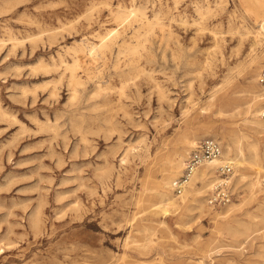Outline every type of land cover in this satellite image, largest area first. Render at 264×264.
<instances>
[{
  "label": "rangeland",
  "instance_id": "rangeland-1",
  "mask_svg": "<svg viewBox=\"0 0 264 264\" xmlns=\"http://www.w3.org/2000/svg\"><path fill=\"white\" fill-rule=\"evenodd\" d=\"M133 4L152 20L158 14L164 26L154 24L145 35L143 20L128 24L119 44L92 66L93 78L79 70L84 85L75 101L64 69L34 70L41 60L51 64L59 52L71 62L65 48L83 39L98 42L97 32L116 27L113 13ZM208 5L212 12L199 15L197 7ZM0 14V106L7 113L0 115V264H190L202 255L198 243L230 244L229 235L217 236L210 217L175 216L159 225L163 218L151 212L146 189L156 154L195 132L198 142L217 134L218 139L209 137L225 151L236 141L248 157L249 144L257 142L264 158V133L246 121L239 93L258 66L247 67L254 45L249 30L257 25L242 1L0 0ZM143 40L146 48L136 54L123 46ZM102 80L107 89L94 95ZM55 82L59 95L53 98ZM159 84L170 100L159 99ZM257 85L263 93L259 80ZM143 140L148 152L122 165L129 144L140 150ZM109 165L114 173L102 180ZM263 201L264 191L245 211L263 216ZM37 211L40 227L32 224ZM144 226L157 227V234ZM262 250L263 234L243 251L213 254L212 264H262Z\"/></svg>",
  "mask_w": 264,
  "mask_h": 264
},
{
  "label": "bare ground",
  "instance_id": "bare-ground-1",
  "mask_svg": "<svg viewBox=\"0 0 264 264\" xmlns=\"http://www.w3.org/2000/svg\"><path fill=\"white\" fill-rule=\"evenodd\" d=\"M241 1L245 10L252 16L255 24L257 25V28L255 30H249V32L254 36V45L249 55L250 58L248 60L247 67H254L255 65H258L255 70L251 71V77H250L251 84L247 86L245 90L239 92L243 95V97H245L243 99L244 103L241 106L244 105L246 106V114H247L246 121L250 124L251 128L256 133H264V104H263L264 92L261 93L257 85V82L259 80L258 75H260V72L258 74V69L260 68V66H264V51L261 53V55L260 53H257L258 47L260 48L264 47V0H241ZM94 7L95 6H93V8ZM196 10L199 13V15L200 14L204 15L205 13L212 12V8L210 5L206 7L198 6ZM113 16L115 22L117 23L116 27L108 30L105 34H101L97 32L95 34V37L98 38V42H93L90 41L89 39H83L78 44H75L74 46H72L71 44L70 47L65 48V52L69 53L72 56L73 60L71 62L66 60L63 53L59 52L58 58H56L55 56L52 57L51 64L45 62L44 60H41L38 63V65L34 67V70L41 69L46 72H52V71H58L60 70V68L64 69L62 76L68 73V86L70 87L71 90L70 99L72 101H75L78 97L79 87L84 85L82 81V77L79 75L80 73L79 70L82 68L83 73L87 78H93L92 66L98 60L106 59L107 54L112 49V46L118 43V39H120V36L122 35V31H124L125 27L128 24H131L132 22L138 20H143L144 21L143 29H146L145 35L151 31L154 24L155 25L159 24L162 27L164 26V24L160 22L158 14L155 15L156 21L152 20L147 16L146 12L143 10L142 7H138L137 5L134 4L127 9L119 8L115 13H113ZM142 32H138L137 34H135L138 40L142 36ZM83 36L85 37V34ZM10 40L16 41L18 39L12 37ZM2 41L3 40L1 39L0 36V43ZM123 46L125 47L127 53L129 52L132 54H136L140 52L141 48L143 49L146 48V41L143 40L137 44H132L128 41H125L123 43ZM119 56L121 55L119 54ZM95 67L97 66L95 65ZM102 83L103 80L98 82L97 92L94 95L107 89L104 87ZM48 84L51 83L48 82ZM53 84H54V88L50 92V96L56 98L59 95L58 87H57L58 83L55 82ZM124 89L125 86H122L120 90L122 95L124 94ZM158 89H159V99L170 100L168 91L165 90L160 84L158 85ZM214 95L211 97L210 102H213L215 100ZM227 101L232 102V101H236V99H232L229 97L227 98ZM241 106L238 105L236 109H240ZM121 108L123 109L126 115H130V112L127 110L125 105H123ZM6 114L7 113L0 106L1 118ZM48 121H50L49 118ZM199 136H200L199 133L196 132L190 136H184L180 144L175 145L174 147L166 151H160L159 153L156 154V156L154 157V159L152 160L149 166V170H150L149 182L151 181L150 183L151 185L148 186L146 190L150 192L151 198L153 199L150 208L154 217L159 219L163 218V220L160 221L158 220L159 225L164 226L166 224V219L175 216H179L181 219L190 216H197L196 218L199 220L201 218L210 217L216 225L217 236L220 235L222 240H225V235L230 236L231 238V241L229 242L230 244H224V245L220 244L222 243L220 239L219 240L216 239V241H213L210 244L198 243V249L202 255L197 260L191 259L190 264H212L213 254H218L219 256L221 255L223 250L227 248L236 251H243L246 246L252 245V242L255 239H257L260 235L262 234L264 235V201L263 203H261V207L258 205L259 211L260 208L263 211V216H260V214L256 212H251L250 210L245 211V206L256 200L258 195H260L264 191V158L261 156V154H259V148L257 142H253L249 144V151L251 152V156L248 157L245 154V151L241 147H239V144L238 146H236L235 145L236 141L232 140L227 145L226 151L225 149L223 150V154L221 158L213 163L204 165L196 173L193 180L186 188L185 193L181 196H177L174 193L173 182L177 177H179L182 174L185 167V159L187 155L190 153L189 151L191 149L196 148L197 145L199 144L198 142V139L200 138ZM209 136L218 139L217 134H210V133L205 134L203 137L205 138ZM140 146L141 149L139 150L133 145L129 144L125 155L121 159L122 165L128 164L131 155L134 154V156L142 158L143 153L148 152L149 147L145 140L141 142ZM224 163L232 164L235 167V172L233 175V181H234L233 185L235 186L234 189H236V194L238 195L239 200L237 202L232 201L230 205H228L226 208H223L222 211H219L208 206L206 201V196L208 190L211 187L212 179L215 176L216 168L220 165H223ZM114 169H115L114 166L109 165L107 170L103 172L101 176L102 180H106V181L109 180L114 173ZM249 171H252L253 173L249 174ZM199 182L201 184H199ZM240 213H244V215L248 217L247 220L238 218L237 215ZM257 219H261L262 220L261 223H259ZM41 222L42 219L40 217V211H37L34 214V218L32 219V224L35 227H40ZM152 222L155 221L152 220ZM260 224L261 225L263 224V226L262 227L260 226L259 228ZM156 228L157 227L154 226H144L143 230L144 231L153 230V233L155 235ZM144 247L146 248V246ZM257 254L259 256H264V250L260 251ZM208 258H210L209 263L207 261ZM220 264H237V263L234 260L228 259L222 261ZM262 264H264V262Z\"/></svg>",
  "mask_w": 264,
  "mask_h": 264
},
{
  "label": "built area",
  "instance_id": "built-area-1",
  "mask_svg": "<svg viewBox=\"0 0 264 264\" xmlns=\"http://www.w3.org/2000/svg\"><path fill=\"white\" fill-rule=\"evenodd\" d=\"M259 83L264 89V68L259 75ZM223 154L222 144L212 137H207L199 142L187 155L185 167L182 174L173 182L174 193L181 196L193 180L196 173L206 164L213 163L221 158ZM235 167L232 164L224 163L216 168L215 176L212 179L211 187L208 190L206 201L213 209L226 208L232 203L233 175Z\"/></svg>",
  "mask_w": 264,
  "mask_h": 264
}]
</instances>
